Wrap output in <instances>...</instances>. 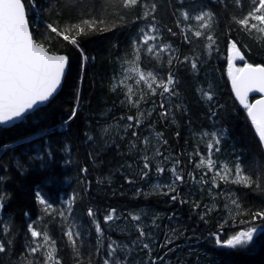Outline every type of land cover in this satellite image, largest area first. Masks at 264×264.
<instances>
[{"label":"snow or ice","instance_id":"snow-or-ice-1","mask_svg":"<svg viewBox=\"0 0 264 264\" xmlns=\"http://www.w3.org/2000/svg\"><path fill=\"white\" fill-rule=\"evenodd\" d=\"M26 3L33 9L40 8L39 0H0V135L31 120L39 106L53 99L60 88L68 57L58 54L55 43L66 42L76 47L86 60L78 43L79 37L115 31L128 23L137 24L136 36L131 41V58L124 61L127 67L123 78L112 87L113 91L121 86L126 89L121 104L126 105L129 112L132 109L135 112L119 117L116 125L99 126L101 132L95 138L85 133L89 145H97L88 153L89 158L96 163L101 149L115 146L119 150L121 143L127 144L132 163L125 161L121 168L131 170L135 165L138 169L135 175L140 180L148 179L153 171L158 175L170 173V181L157 184L156 189L173 202L189 204L193 210L201 209L200 219L205 223H208L207 218L214 211L215 205L204 204L203 198L211 197L215 200L223 194L215 191L220 188L218 180L264 190V159L253 156L245 163L237 156L234 167L230 168L227 164L217 166L214 156L221 152L226 129L203 131L200 135L207 138L206 141L202 140L205 150L197 146L194 151L187 153L170 151L168 139L162 131L156 130L157 123L167 127L170 118L171 123L176 122L173 107L187 115L188 109L182 108V102L173 103L182 92L177 65L186 66L189 79L197 80L203 61L195 54L196 46L199 42H206L205 49L209 53L212 51L216 45L215 30L222 12L227 13V19L240 30L264 40V0H55V8L50 0L48 9L55 18L45 24L40 39L35 38L30 28ZM141 21L142 25L139 24ZM178 35L181 44L187 45L192 55L181 53L168 39ZM228 45V76L232 91L246 110L261 149H264V98L249 102V93L264 94V64L248 62L236 40L229 39ZM236 60L242 61L243 66L236 67ZM128 80H134L138 93L133 85L127 83ZM194 91L201 101L207 102L208 119L214 120L220 105L215 102L212 85L208 84L204 88L196 84ZM143 105H148V108ZM76 116L77 109L74 108L63 122L66 129ZM119 128L123 129V135L117 139L114 133ZM146 129H151V132L144 134ZM104 136L108 139H104ZM175 136L179 138L180 132L176 131ZM24 142L33 143L29 137L0 143V182L5 179L2 174L7 168L4 157L9 153L15 159V167L21 175L27 173L36 162H39L41 169L47 170L54 160L56 153L47 139H44L42 150L35 155L29 153L27 160L16 157V147H24ZM61 148L65 152L71 150L67 144L61 145ZM185 154L187 163L181 158ZM188 164L193 165V169L186 172ZM80 172L84 177L82 182L86 195L91 184L87 179L89 169L81 167ZM132 175L129 172L124 177L128 184L136 182L129 178ZM58 179L55 175L46 177L52 183ZM97 183H103V180L98 179ZM188 184L196 186L189 192V197L198 191L201 198L182 197L181 186ZM139 192L138 189L137 194ZM35 196L42 212L50 220L44 221L41 216L27 222L28 238L19 253L15 252L12 221L0 220V264H157V259L163 260L164 257L153 256L154 246L168 248L173 243L172 237L167 235L162 242L156 243L151 229L160 227L157 223L159 216H153L151 225H148L142 222L141 214L130 212L125 215L116 208H109L101 220L97 210L89 206L85 215L94 226L96 243L92 248H85L82 245V225L77 215L78 200L82 199L80 194L73 193L61 198L59 206L50 202L39 190ZM5 199H10V196L0 191V201ZM231 203L237 210L235 215L246 217L236 223L247 227L222 238L225 236L223 229L227 222H220L217 231L211 235L220 248L250 249L264 237V207L249 210L242 208L236 199H232ZM28 215L24 213L25 217ZM122 220L131 221L128 225L129 235L113 238L112 232L125 231L117 223ZM41 221H44L42 226ZM49 224H54L59 230L63 246L50 233ZM172 231L177 235L183 234L176 229Z\"/></svg>","mask_w":264,"mask_h":264},{"label":"trees","instance_id":"trees-1","mask_svg":"<svg viewBox=\"0 0 264 264\" xmlns=\"http://www.w3.org/2000/svg\"><path fill=\"white\" fill-rule=\"evenodd\" d=\"M49 3L50 0H39V10L26 3L30 27L37 39L43 36L45 24L55 18L48 9ZM51 4L55 8V0H51ZM227 15L223 12L220 15L215 30L216 45L212 51L209 53L205 49L206 42H199L196 46L195 54L203 61L197 80L189 79L186 66L177 65L176 71L182 81V92L173 103L182 102V108L188 109L187 115L173 107L176 122L171 123L170 118L167 127L157 123L156 130L164 133L171 146L170 151L187 153L194 151L197 146L202 151L205 150L202 140L206 141L207 138L200 135L203 131L226 129L223 133L221 152L216 153L214 159L218 167L227 164L231 168L234 167L237 156L245 163L253 156L264 159V149H261L246 110L237 102L232 91L228 76V40H236L247 61L254 65L264 64V40L240 30L227 19ZM139 24L142 25L143 22ZM136 33L137 24L128 23L115 31L90 33L79 37L78 43L87 57L86 60L76 47L66 42L55 43V50L58 54L66 55L69 62L61 91L46 106L39 108L31 120L18 124L0 135V143L29 137L33 143L24 142V147L17 146L15 149V156L24 160H27L29 153L35 155L42 150L44 139H47L56 153L47 170L41 169L38 166L39 162H36L24 175L18 173L11 153L4 157L7 168L2 173L5 179L0 182V191L6 192L10 199L0 201L3 205L0 208V220H11L14 225L15 252H21L25 246V240L28 238L26 228L28 221L41 216L44 217V221L50 220L36 202L35 193L39 190L56 206H59L61 198L73 193L80 194L82 199L78 200L77 215L82 225V245L85 248H92L96 243L94 226L85 215L87 207L95 208L101 220L106 209L116 208L125 215L130 212L141 214L142 222L148 225H151L153 216H159L157 223L160 227L151 229L156 243L162 242L166 235L172 237L173 243L168 248L154 246L153 256L164 257L163 260L157 259V264H264V237L250 249L226 250L216 246L211 235L217 231L220 222H227L223 229L225 236L222 238L247 227L236 223L246 217L235 215L237 210L231 200L236 199L242 208L256 210L264 207V190L226 184L218 180L220 188L215 191L223 194L217 196L215 200L211 197L203 198L204 204L215 205L214 211L207 218L208 223H205L200 219L201 209L193 210L189 204L173 202L156 189L157 184L170 181V173L158 175L153 171L148 179L140 180L135 175L138 171L135 165L131 170L121 168L125 161L132 163L127 144L121 143L119 150L115 146L101 149L96 163L89 158L88 153L97 145L90 146L85 133H90L95 138L97 133L101 132L99 126L116 125L119 117L135 112V109L129 112L127 106L121 104L125 99L123 92L126 89L121 86L113 91L112 87L123 78L127 67L124 61L131 58V41ZM168 39L181 53L193 54L188 51L187 45L181 44L179 35ZM127 83L133 85L134 90L139 92L134 80H128ZM196 84L204 88H207L208 84L212 85L215 102L220 105L214 120L208 119L207 102L201 101L194 91ZM143 107L147 109L148 105ZM74 108L77 109V116L66 129L63 122ZM154 118L159 119L155 114ZM176 131L180 132L179 138L175 136ZM149 132L151 129L144 130V134ZM114 135L118 139L119 135H123V129L119 128ZM103 138L108 139L107 136ZM64 144L69 145L71 149L69 152L62 150L61 145ZM181 158L187 163L186 154ZM81 167L89 169L87 179L91 184L86 195ZM192 169L193 165L188 164L185 171ZM129 172L133 173L129 178L135 179V183L128 184L125 181L124 177ZM51 175L59 179L55 183L49 182L46 177ZM98 179L103 180V183H97ZM194 187L196 186L192 184L182 185V197L201 198L198 191L189 197V192ZM25 212L29 214L27 217L24 216ZM44 221L40 222L41 226ZM117 223L125 231L112 232L113 238L128 236V225L131 221L122 220ZM173 229L183 234H174ZM49 231L63 246L64 241L60 239L59 230L54 224H49Z\"/></svg>","mask_w":264,"mask_h":264},{"label":"water","instance_id":"water-1","mask_svg":"<svg viewBox=\"0 0 264 264\" xmlns=\"http://www.w3.org/2000/svg\"><path fill=\"white\" fill-rule=\"evenodd\" d=\"M26 11H27V9H26ZM27 18H28V14H27ZM28 21H29V19H28ZM29 25H30V23H29ZM31 28V27H30ZM62 55H64V54H62ZM66 56V55H65ZM239 60H236L235 61V66L237 67V65H236V63L238 62ZM68 68H69V62H68V65H67V67H66V71H65V76H64V78H63V80H62V83H61V86H60V88L57 90V92H56V94L54 95V97L55 96H57L58 95V93L61 91V89H62V87H63V85H64V82H65V78H66V76H67V73H68ZM232 87V86H231ZM234 93V92H233ZM235 95V94H234ZM257 97V99H261V98H264V94H261V93H258V92H252V93H249V102H250V100H251V102L250 103H254L255 102V100H253V97ZM256 99V100H257ZM52 100V99H51ZM237 100V99H236ZM238 101V100H237ZM50 102V101H49ZM49 102H47L46 104H44V105H40L39 106V108H41V107H44V106H46ZM238 103H239V101H238ZM243 107V106H242Z\"/></svg>","mask_w":264,"mask_h":264},{"label":"rangeland","instance_id":"rangeland-1","mask_svg":"<svg viewBox=\"0 0 264 264\" xmlns=\"http://www.w3.org/2000/svg\"><path fill=\"white\" fill-rule=\"evenodd\" d=\"M240 66H243V62L242 61L237 63V67H240Z\"/></svg>","mask_w":264,"mask_h":264},{"label":"bare ground","instance_id":"bare-ground-1","mask_svg":"<svg viewBox=\"0 0 264 264\" xmlns=\"http://www.w3.org/2000/svg\"><path fill=\"white\" fill-rule=\"evenodd\" d=\"M227 250V249H226Z\"/></svg>","mask_w":264,"mask_h":264}]
</instances>
